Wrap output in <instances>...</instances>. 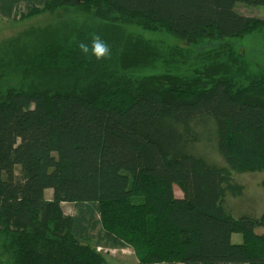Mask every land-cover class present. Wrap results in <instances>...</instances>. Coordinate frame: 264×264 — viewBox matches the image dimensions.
I'll return each instance as SVG.
<instances>
[{"label": "trees", "instance_id": "1", "mask_svg": "<svg viewBox=\"0 0 264 264\" xmlns=\"http://www.w3.org/2000/svg\"><path fill=\"white\" fill-rule=\"evenodd\" d=\"M236 1L264 5L0 0L2 18L58 15L0 40V264L126 247L136 264H264V210L227 202L234 172L264 189V64L231 41L264 18Z\"/></svg>", "mask_w": 264, "mask_h": 264}, {"label": "rangeland", "instance_id": "2", "mask_svg": "<svg viewBox=\"0 0 264 264\" xmlns=\"http://www.w3.org/2000/svg\"><path fill=\"white\" fill-rule=\"evenodd\" d=\"M234 9L247 16H260L264 18V5L255 4L247 5L236 1L234 3ZM58 15L42 13L37 16L20 20L9 19L0 17V40L8 38L17 34L19 31L29 26H43L51 21H56ZM148 37L149 34H146ZM159 37L164 38L169 43H177L184 46L185 43L177 38L171 37L166 34H161ZM235 43L236 47L246 54L248 59L253 65L264 64V35L262 34H249L243 39L233 38L231 39ZM202 47L205 44L201 45ZM234 181L243 185V190L240 194L235 196L228 195V205L231 207L234 217H238L242 214H250L251 216H258L264 210V189L261 186V180L263 173L260 171H245L234 172ZM52 190L47 188L44 191V197L50 198ZM177 195H181V191L175 189ZM63 210L65 213L73 212L72 202H62ZM257 233H264V228L258 227L255 229ZM231 240L234 243L241 242V234L233 233ZM100 251L105 254L107 264H136L137 259L134 255V251L131 247L116 249V248H99Z\"/></svg>", "mask_w": 264, "mask_h": 264}]
</instances>
